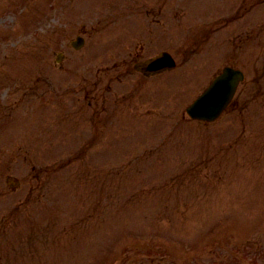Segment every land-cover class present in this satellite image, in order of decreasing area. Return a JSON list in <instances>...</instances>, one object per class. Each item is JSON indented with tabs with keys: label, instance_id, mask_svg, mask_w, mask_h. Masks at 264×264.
Wrapping results in <instances>:
<instances>
[{
	"label": "rangeland",
	"instance_id": "374dc122",
	"mask_svg": "<svg viewBox=\"0 0 264 264\" xmlns=\"http://www.w3.org/2000/svg\"><path fill=\"white\" fill-rule=\"evenodd\" d=\"M242 1L0 0V264H264V12ZM162 49L174 69L126 73ZM226 58L235 104L191 122Z\"/></svg>",
	"mask_w": 264,
	"mask_h": 264
},
{
	"label": "water",
	"instance_id": "95a60500",
	"mask_svg": "<svg viewBox=\"0 0 264 264\" xmlns=\"http://www.w3.org/2000/svg\"><path fill=\"white\" fill-rule=\"evenodd\" d=\"M164 59H162L163 61ZM218 81H216L209 90L198 97L191 104L187 111L192 117L213 119L223 108L225 102L222 99V92H217ZM228 93L225 94V97ZM229 97V96H228Z\"/></svg>",
	"mask_w": 264,
	"mask_h": 264
}]
</instances>
